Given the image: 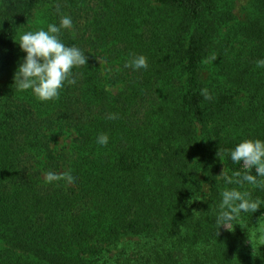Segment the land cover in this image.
I'll use <instances>...</instances> for the list:
<instances>
[{
	"label": "trees",
	"instance_id": "obj_1",
	"mask_svg": "<svg viewBox=\"0 0 264 264\" xmlns=\"http://www.w3.org/2000/svg\"><path fill=\"white\" fill-rule=\"evenodd\" d=\"M62 15L87 62L41 102L14 41ZM258 59L264 0H0V264H264V190L224 151L264 140ZM229 188L262 203L218 229Z\"/></svg>",
	"mask_w": 264,
	"mask_h": 264
},
{
	"label": "clouds",
	"instance_id": "obj_2",
	"mask_svg": "<svg viewBox=\"0 0 264 264\" xmlns=\"http://www.w3.org/2000/svg\"><path fill=\"white\" fill-rule=\"evenodd\" d=\"M74 29L73 20L68 15H62L59 23H49L46 28L22 32L18 40L19 49L25 55L22 57L13 77L17 90L31 91V94L41 102L56 100L66 85H75L77 80L73 75L75 68L85 66L87 56L75 45H67L62 37L64 30ZM75 38V31H72ZM125 67L134 71L147 69V57L143 55H133L131 60L125 63ZM257 68H264V59L256 61ZM205 99H211L207 90H203ZM108 119L118 118L115 113H109ZM96 142L101 146H106L109 142L107 134H100ZM228 158L234 163H242L248 170L238 183L247 182L254 188L264 190V140L243 139L233 148L224 150ZM255 170V175L251 174ZM234 175L241 176L240 172ZM45 182L52 183L60 179H65L68 183L76 180L70 172L63 176L49 171L45 174ZM225 182L231 184L232 178L224 174ZM221 200L216 214V226L218 229L224 227L229 230L233 221L242 213H254L262 201L253 199L251 193L241 192L237 188L225 189L221 192Z\"/></svg>",
	"mask_w": 264,
	"mask_h": 264
},
{
	"label": "rangeland",
	"instance_id": "obj_3",
	"mask_svg": "<svg viewBox=\"0 0 264 264\" xmlns=\"http://www.w3.org/2000/svg\"><path fill=\"white\" fill-rule=\"evenodd\" d=\"M64 144H65L64 139H60V140L58 141V143H57V146L59 147V146H62V145H64Z\"/></svg>",
	"mask_w": 264,
	"mask_h": 264
}]
</instances>
